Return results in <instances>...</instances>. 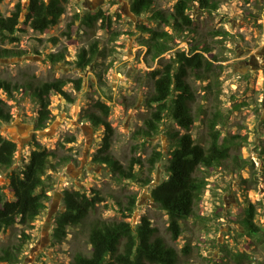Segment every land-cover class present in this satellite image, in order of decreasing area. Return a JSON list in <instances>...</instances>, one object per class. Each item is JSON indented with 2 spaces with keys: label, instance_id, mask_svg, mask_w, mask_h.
Returning a JSON list of instances; mask_svg holds the SVG:
<instances>
[{
  "label": "rangeland",
  "instance_id": "374dc122",
  "mask_svg": "<svg viewBox=\"0 0 264 264\" xmlns=\"http://www.w3.org/2000/svg\"><path fill=\"white\" fill-rule=\"evenodd\" d=\"M18 1L25 12L27 0H3V14L9 15ZM174 2L154 0V5L170 12ZM130 5L131 0H68L59 23L45 33L29 29L16 44L3 45L0 42L2 47L22 52L20 57L9 58L6 62L0 59V78L18 84L27 81L38 84L54 78H82L80 91L73 89L71 84L64 88L73 96V102L69 103L60 96L52 97L54 119L43 130L35 128L37 106L29 91L16 92L11 99L2 96L11 106L12 120L10 123L0 122V134L13 139L17 151L12 167L0 173V184L7 185L11 171L24 167L34 142L56 149L61 156L68 158L56 172H51L55 179L51 198L47 209L35 220L34 229L29 231L31 239L24 245L18 264H71L76 253H90L88 231L93 221L126 220L136 226L142 216L150 220L151 226L167 244L176 248L177 264H264V0H222L212 14L201 12L194 6L198 25L196 40L215 44L226 57L222 62L224 68L218 98L215 93L205 94L203 86L207 82L190 80L197 93V103L207 109L208 117L216 106L219 107L223 117L218 128L223 132L247 136L239 154L248 163L240 171L217 169L210 172L205 193L195 206L198 216L180 222L182 237L178 241L172 240L168 217L150 192L167 177L168 153L173 147L167 132L184 131L169 120L153 137L136 134L149 114L144 105L147 94L153 89L149 72L158 66L159 61L151 60L146 48L140 44L142 35L138 24L147 22L145 18L150 14L136 17ZM88 9H102L111 15L119 13L113 28L119 35L106 45L113 50L111 53L82 69L76 65L80 49L87 48L94 40L105 46L109 38L103 30L90 29L79 21H76L77 33L71 40L64 35L71 16ZM217 28L230 33L222 43L215 42L220 37H209L208 32ZM188 47L187 41L182 40L162 57L168 58L175 50ZM64 49L66 60L52 64L48 55ZM92 99H100L111 107L109 121L114 136L109 153L126 169L134 163L132 170L137 179H118L117 172L93 160L102 144L103 130L94 128L84 118ZM190 132L197 143L207 144L206 125L200 118ZM71 138L73 141L69 142ZM155 150L162 156L150 171V159ZM135 158L139 159L141 167L133 161ZM147 179H150L149 183H143ZM244 179L248 180L247 183L243 182ZM64 189L87 193L95 189L104 201L80 225L67 227L66 235L60 239L54 236V217L64 210ZM4 192L11 199L6 188ZM132 199L135 201L132 212L124 211ZM249 204H253L256 211L254 224L258 232H252L243 223ZM53 205L54 213L49 217ZM128 213L130 217L125 216ZM20 234V225L1 232L0 251L18 244ZM185 243H188L187 251H183Z\"/></svg>",
  "mask_w": 264,
  "mask_h": 264
},
{
  "label": "trees",
  "instance_id": "16d2710c",
  "mask_svg": "<svg viewBox=\"0 0 264 264\" xmlns=\"http://www.w3.org/2000/svg\"><path fill=\"white\" fill-rule=\"evenodd\" d=\"M174 1L170 12L157 8L154 0H131L130 10L136 17L150 14L145 18L147 22L138 24L142 35L140 44L146 48L151 60L159 61L158 66L149 72L153 89L147 94L144 102L149 114L144 119L143 126L136 130V134L153 137L159 132L160 126L169 120L184 131L167 132L173 146L168 153L167 177L150 192L151 197L168 217V230L172 240L178 241L182 237L180 222L198 216L195 206L205 193L210 172L217 169L240 171L248 162L239 154L247 136L223 132L218 128L222 121V112L216 106L208 117L207 109L197 103V93L190 81L195 79L200 83L207 82L203 86L205 94L215 93V97H219L220 75L224 68L222 62L226 57L215 44L203 39L196 40L198 25L194 6L201 12L212 14L217 11L222 0ZM2 2L3 0H0V42L5 45L16 44L29 29L45 33L57 25L66 11L68 0H27L25 12L18 1L7 16L1 11ZM119 17V13L111 15L102 9H88L83 13L75 12L71 16L64 32L69 40L77 33L76 21L90 29H101L109 35L105 46L94 40L87 48L82 47L77 55V67L85 69L113 51L106 45L115 41L119 35L113 29ZM208 34L211 38L220 37L215 41L218 43L230 36V33L222 28L210 30ZM199 37L202 38L201 35ZM182 40L187 41L188 48L177 49L168 58L162 57ZM21 55L22 52L14 48L0 46V59ZM48 59L52 64L65 61L66 49L50 53ZM70 84L73 89L80 91L82 78H54L38 84L30 81L18 84L0 78V122L10 123L12 120L11 106L2 96L11 99L16 92L24 89L29 91L37 106L35 128L45 129L54 119L51 109L53 96H60L69 103L73 102V96L64 89ZM110 112L111 107L107 103L92 99L84 115L94 128L103 130L102 144L93 160L104 163L117 172L118 179H137V174L132 170L134 163L126 169L109 153L114 136V128L109 121ZM197 118L206 125V145L197 143L190 132ZM68 141L72 142L73 139ZM33 147L24 167L11 171L7 185L0 184V233L15 225L21 226L20 242L14 247H6L0 251V264L19 263V255L31 239L29 231L34 229L35 220L47 209V202L51 198L50 191L55 183L51 172H56L58 166L68 161V158L61 156L56 149L45 148L37 142H34ZM16 151L17 143L0 134V173L12 167ZM161 156L160 151L153 152L150 171ZM133 161L141 167L139 159L135 158ZM231 163L233 166H230ZM262 177L264 182V164ZM149 181L150 179H147L143 183L148 184ZM247 181L244 179L243 182ZM5 188L11 194V199L6 197ZM89 191L91 193L73 189L62 191L64 210L54 217L55 237L63 238L67 227L80 225L89 213L104 201L97 190ZM262 203L264 205V196ZM134 205L135 201L132 199L131 205L124 211L131 213ZM129 213L125 216L130 217ZM255 215L253 204H249L243 223L252 232H258L254 224ZM88 241L90 253H76L71 264H177L179 259L176 248L167 244L157 234L156 228L151 226L146 216H142L136 226L126 220H95L90 224ZM187 247L188 243H185L183 251H187Z\"/></svg>",
  "mask_w": 264,
  "mask_h": 264
},
{
  "label": "water",
  "instance_id": "95a60500",
  "mask_svg": "<svg viewBox=\"0 0 264 264\" xmlns=\"http://www.w3.org/2000/svg\"><path fill=\"white\" fill-rule=\"evenodd\" d=\"M2 61L6 62L7 59H1ZM54 209H55V205H53L51 211L49 212V217L52 216V214L54 213Z\"/></svg>",
  "mask_w": 264,
  "mask_h": 264
},
{
  "label": "flooded vegetation",
  "instance_id": "af4514ba",
  "mask_svg": "<svg viewBox=\"0 0 264 264\" xmlns=\"http://www.w3.org/2000/svg\"><path fill=\"white\" fill-rule=\"evenodd\" d=\"M90 10H92V9H90Z\"/></svg>",
  "mask_w": 264,
  "mask_h": 264
}]
</instances>
